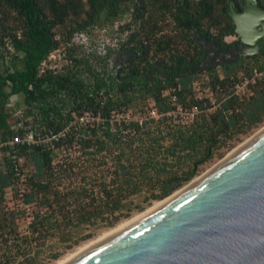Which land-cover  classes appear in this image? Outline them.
I'll return each mask as SVG.
<instances>
[{
    "label": "trees",
    "instance_id": "16d2710c",
    "mask_svg": "<svg viewBox=\"0 0 264 264\" xmlns=\"http://www.w3.org/2000/svg\"><path fill=\"white\" fill-rule=\"evenodd\" d=\"M227 1L0 0V142L26 131L47 138L0 146V264H43L34 260L39 254L32 251L35 239L44 242L56 234L64 239L73 220L81 224L96 216L117 218L114 213L136 194L145 193V201L162 199L188 181L211 151L264 122V52L206 64L191 37L200 34L221 50L229 49L237 38L225 39L236 36ZM230 1L237 10L242 8L243 0ZM256 1L264 5V0ZM124 14L129 20L121 28L125 34L119 46L129 52L126 63L109 64L108 47L103 54L85 52L70 41L74 33L112 24ZM60 48L64 62L49 67L48 55ZM238 73L260 74L250 85L251 95L219 98L208 118L189 127L162 133L158 127L147 130L146 121L142 127L129 121L120 124L132 132H120L117 124L110 128L112 110L139 107L138 101L153 100L159 112L173 108L168 96L161 95L164 88L172 87L171 94L182 105L201 108L208 101L194 97V81L219 96ZM12 95L16 100L7 108ZM83 110L99 111L104 125L78 123L73 114ZM11 118L18 122L12 124ZM162 120H153L154 125ZM163 139L169 142L163 144ZM73 145L79 152L76 158L84 157L92 169L105 165L107 171L96 177L99 192L86 203L53 184V175H65L73 164L71 156H63L64 162L54 167L55 150L70 154L67 149ZM16 157L31 166L29 173L17 168L22 181L15 174ZM18 185L24 204L34 203L25 234L17 226L23 212L5 201V190ZM81 190L86 198V189ZM66 200L76 203L72 211L63 210Z\"/></svg>",
    "mask_w": 264,
    "mask_h": 264
},
{
    "label": "water",
    "instance_id": "95a60500",
    "mask_svg": "<svg viewBox=\"0 0 264 264\" xmlns=\"http://www.w3.org/2000/svg\"><path fill=\"white\" fill-rule=\"evenodd\" d=\"M226 12L245 47L238 55L264 52V5L243 0L239 11L228 0ZM191 37L204 63L205 46L223 53L200 34ZM58 264H264V129L192 183Z\"/></svg>",
    "mask_w": 264,
    "mask_h": 264
},
{
    "label": "rangeland",
    "instance_id": "374dc122",
    "mask_svg": "<svg viewBox=\"0 0 264 264\" xmlns=\"http://www.w3.org/2000/svg\"><path fill=\"white\" fill-rule=\"evenodd\" d=\"M129 20V17L127 14H124L120 18H118L116 21H114L112 24L104 23L102 26H94L89 32H79L74 33L71 42L77 45L78 49H81L86 52V47H84L83 42L89 44L90 48H93V50L99 51L103 50L106 47L109 48H117L119 46V39L121 38V35L125 34V32L121 31V28L125 25V23ZM237 38L236 36H227L225 39L226 41H232ZM88 47V46H87ZM63 49H57L54 52H51L46 60V63L49 67H57L59 68L61 64L64 62L62 60V53ZM100 51V52H101ZM111 55V54H110ZM110 60L112 63L115 64V61L117 60L116 57H110ZM66 61V60H65ZM220 60L216 61H206V64L209 63H217ZM260 74H245V73H238L236 75V78H234V81L242 82V79H248L249 77H252L255 79V77L259 76ZM230 87L220 93V97L217 95V91L210 90L209 87H207V93L210 97V100L207 104H203L202 107L197 108V115L196 118H194L192 121L187 119V125L186 127L191 126L195 122H199L202 120V118H208L214 110L219 105V98L222 99L226 98L228 96H236L238 98H247L251 94H248L249 91L252 93V89L247 86H243L242 90L238 89V94L233 93L232 84ZM250 88V89H249ZM16 100V96L12 95L9 97L8 102L6 103V107L10 108L13 106V102ZM137 104L140 108V111L144 112V107H148L149 101H138ZM155 106V105H154ZM133 107H130L132 109ZM230 112V110H227ZM166 111L159 112L157 110L158 115L163 119L161 123L155 124L154 121L151 119H147L146 122V129L153 131L156 127L164 130L169 128L178 127L177 119L178 117H174L173 121L168 119L166 117ZM82 113L75 114V119L78 123L84 125L86 122L85 118H81ZM17 119V118H16ZM15 118H11V123L16 124L18 120ZM151 121V122H150ZM167 123V126L165 127V123ZM163 123V124H162ZM264 128V122L260 123L256 127H253L246 133L238 134L233 139H231L229 142L224 144L222 147L211 151L210 157L201 162L194 170L193 176L186 182H183L179 187L171 191L167 196L163 197L162 199H149L147 201L143 200L142 195L145 193H140L133 195L131 199H129L128 203L125 207L121 208L120 211L115 212L114 214L117 215V218H114V216H96L94 220H91L89 222L78 224L75 220L69 222L66 225V232L65 237H62L60 234H56L54 236H47L42 241V237H39L38 239H35V241L32 242L33 249L32 251H39L38 256L35 257L36 262H42L43 264H57L59 261H63L69 256L73 255L77 251L80 250L83 246L86 244H91L92 242L96 241L97 239L101 238L102 236L106 235L107 233L114 230L116 227H119L126 222L130 221L131 219L137 217L138 215L142 214L143 212L150 209L151 206L154 205V203L163 201L168 198V196L176 193L180 189L187 186L193 179H197L201 177L203 174L208 172L210 169H212L214 166H216L218 163H220L222 160H224L226 157H228L231 153L239 149L241 146H243L245 143H247L249 140H251L254 136H256L261 130ZM31 132V131H30ZM27 131V133H30ZM30 139L34 140L35 142L39 141H46L47 138H41V135L38 133L36 134V137L33 136ZM161 143H168L169 139H163L160 140ZM61 149V148H60ZM70 154L67 153L66 150L62 148V150L58 151L55 150V156L53 158V165L54 167L59 164L63 163L65 158L64 157H70L72 161V167H67L66 171L63 172L65 175L60 174H54L53 175V184L56 185V189H58L61 192H74L75 194L79 195L78 198H80L81 201L87 202L89 201V197L94 196L95 194L99 192L98 189V181L97 178L99 174H102V171L107 172L105 169V165L100 166L99 168L92 169L86 159L84 157L76 158L77 155H79V152L77 151L76 146L73 145V147L67 149ZM65 151L64 153H62ZM64 156V157H63ZM1 161V157H0ZM20 168L24 173H29L31 170V166L27 161H23L20 159L19 162ZM108 165V164H107ZM186 167L181 168V170H178V172L182 173ZM95 171V172H93ZM19 186V185H18ZM18 186L15 188L9 187L5 190V201L6 205L11 208L14 207V205H17V209L22 211V215L18 216L17 220V226H18V232L20 234H25L28 231V223L31 218V210L34 209V203H28L24 204L23 197H19L17 195ZM82 188L86 189V198H84V195L82 196ZM21 189V188H19ZM22 192V189H21ZM95 193V194H94ZM67 206L65 205V208L63 210H71L74 209L73 207H76V203L67 201ZM65 202V203H66ZM139 206V208H137ZM107 217V218H105ZM122 223V224H121ZM88 235V236H87ZM91 242V243H90ZM53 253H57L56 258H51V255Z\"/></svg>",
    "mask_w": 264,
    "mask_h": 264
},
{
    "label": "built area",
    "instance_id": "2783aa9c",
    "mask_svg": "<svg viewBox=\"0 0 264 264\" xmlns=\"http://www.w3.org/2000/svg\"><path fill=\"white\" fill-rule=\"evenodd\" d=\"M253 74L256 75V73H253ZM239 81H234L232 84V89H233L234 94H238V89L242 90V87L244 85L247 87H250V85L254 82V78L249 77L248 79H245V78L242 79V82H239ZM193 85H194V97L195 98L197 99L205 98L207 101L210 100V97L207 93L208 92L207 87L201 86L198 83V81H194ZM172 91H173L172 87L164 88L161 90V95L168 96L171 104L173 105V108H171L170 110H167L166 117L173 121V118L177 116L178 117L177 122L179 125L178 127L184 129L186 128V126H188L187 119L192 121L194 118H196L197 108L194 105L192 106L182 105L180 102L176 100L175 96L171 94ZM248 94H251V92L249 91ZM81 113H82V116H80V120L81 118H85L86 120L85 124H88L89 126L100 125V127L104 125L105 119L101 117L99 111L94 113L92 110H83ZM73 117H75V114H73ZM159 117L160 116L157 113V109L154 106L153 100H149L148 107H144V112L140 111L139 107H135L132 109H130L129 107V108H120V109L112 110L110 112L108 122H109L110 128L114 124H117V127L119 128L120 132L125 133V132H132L133 128L126 126V125L122 126L120 124L121 122H123L124 124H127L129 121H131V122L136 123L138 127H142V123L146 121L147 119L156 120ZM30 137L32 138V132L27 133L26 131L21 135H15L11 138H8L5 141H1L0 146L1 145L13 146V145L22 144V143H26V144L35 143V141L30 139ZM12 158L14 160L15 156L12 155ZM20 159H21L20 157H16V163L18 166L14 163L15 174L17 175L19 173V169H21L20 163H19ZM18 178H19L18 179L19 181H22L24 179L23 175H18ZM19 188L20 187L18 186L17 195L21 197L22 192H21V189Z\"/></svg>",
    "mask_w": 264,
    "mask_h": 264
},
{
    "label": "flooded vegetation",
    "instance_id": "af4514ba",
    "mask_svg": "<svg viewBox=\"0 0 264 264\" xmlns=\"http://www.w3.org/2000/svg\"><path fill=\"white\" fill-rule=\"evenodd\" d=\"M83 44H84V47H86V52H91L93 50V48H90L89 44L86 43L85 41L83 42ZM106 48H104L101 51V54L105 53ZM205 48H206V53H207L206 54L207 55V61H214V60L216 61L217 59L223 58V55L227 56L228 59H230V58L240 54L241 52L245 51V47L239 45V43H238V36H237V39L234 41V43H232L231 47L227 50H223V53L219 52V51H214L213 48L210 46H205ZM110 49L112 51H111V55L108 57L109 64H111V65L114 64L110 60L111 56L117 58V60L115 61L116 65H121V64L126 63L128 57L130 56L128 51H126L124 49H120L119 47L110 48ZM202 57H203V51H202Z\"/></svg>",
    "mask_w": 264,
    "mask_h": 264
},
{
    "label": "bare ground",
    "instance_id": "6f19581e",
    "mask_svg": "<svg viewBox=\"0 0 264 264\" xmlns=\"http://www.w3.org/2000/svg\"><path fill=\"white\" fill-rule=\"evenodd\" d=\"M263 129H264V128H263ZM261 131H262V130H261ZM261 131H260V132H261ZM234 152H235V151H234ZM231 154H232V153H231ZM231 154H230V155H231ZM197 179H198V178H197ZM195 180H196V178L193 179L190 183H192V182L195 181ZM190 183H189V184H190ZM170 196H171V195H170ZM168 197H169V196H168ZM166 198H167V197H166ZM160 202H161V201L154 203L153 206H155L156 204H158V203H160ZM153 206H151L150 208H152ZM121 224H122V223H121ZM119 227H120V226H119ZM116 228H118V227H116ZM116 228H115V229H116ZM112 231H113V230H112ZM90 243H91V242H90ZM87 245H89V244H86V245L83 246L82 248L86 247ZM82 248H80V250H81ZM60 262H62V261H59L58 263H60ZM58 263H57V264H58Z\"/></svg>",
    "mask_w": 264,
    "mask_h": 264
}]
</instances>
